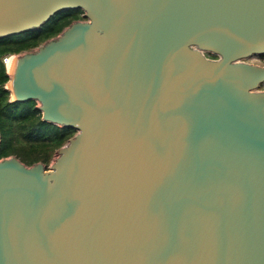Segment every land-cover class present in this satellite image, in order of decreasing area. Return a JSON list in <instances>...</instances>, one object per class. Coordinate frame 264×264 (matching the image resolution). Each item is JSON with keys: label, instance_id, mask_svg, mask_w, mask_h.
Masks as SVG:
<instances>
[{"label": "water", "instance_id": "obj_1", "mask_svg": "<svg viewBox=\"0 0 264 264\" xmlns=\"http://www.w3.org/2000/svg\"><path fill=\"white\" fill-rule=\"evenodd\" d=\"M9 102L74 133L0 158V264H264V0H0Z\"/></svg>", "mask_w": 264, "mask_h": 264}, {"label": "trees", "instance_id": "obj_2", "mask_svg": "<svg viewBox=\"0 0 264 264\" xmlns=\"http://www.w3.org/2000/svg\"><path fill=\"white\" fill-rule=\"evenodd\" d=\"M79 8L56 12L35 30L0 38V57L35 48L44 40L57 35L74 20H80ZM7 80L0 60V158L14 156L25 165L46 163L53 150L62 146L74 130L40 119L33 100L9 102L4 89Z\"/></svg>", "mask_w": 264, "mask_h": 264}, {"label": "rangeland", "instance_id": "obj_3", "mask_svg": "<svg viewBox=\"0 0 264 264\" xmlns=\"http://www.w3.org/2000/svg\"><path fill=\"white\" fill-rule=\"evenodd\" d=\"M16 54H18V53H16ZM246 61L249 62V63H252V64L259 65V66H264V54L263 55H254V56H251ZM4 68H6V66H4ZM6 70H7V68H6ZM261 89H264V85L261 86ZM55 156H56V150H53L50 153V155H49L48 161L46 163H42L44 165L45 169H47L48 166H50V164L52 163V161L55 158Z\"/></svg>", "mask_w": 264, "mask_h": 264}, {"label": "built area", "instance_id": "obj_4", "mask_svg": "<svg viewBox=\"0 0 264 264\" xmlns=\"http://www.w3.org/2000/svg\"><path fill=\"white\" fill-rule=\"evenodd\" d=\"M14 54H4L0 57V60L2 64L5 66L7 61L9 60L10 57H12Z\"/></svg>", "mask_w": 264, "mask_h": 264}, {"label": "bare ground", "instance_id": "obj_5", "mask_svg": "<svg viewBox=\"0 0 264 264\" xmlns=\"http://www.w3.org/2000/svg\"><path fill=\"white\" fill-rule=\"evenodd\" d=\"M12 59H13V57H10L9 58V60L7 61V63H6V68H7V72H8V67L11 65V63H12Z\"/></svg>", "mask_w": 264, "mask_h": 264}]
</instances>
